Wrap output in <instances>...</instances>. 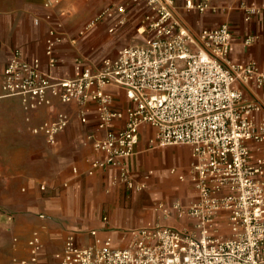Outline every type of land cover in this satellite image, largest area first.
<instances>
[{
  "label": "built area",
  "instance_id": "obj_1",
  "mask_svg": "<svg viewBox=\"0 0 264 264\" xmlns=\"http://www.w3.org/2000/svg\"><path fill=\"white\" fill-rule=\"evenodd\" d=\"M104 10L87 29L117 15L125 17L129 5L146 8L139 34L144 42L121 49L93 68L78 59L76 76L59 79L42 69L39 59L27 60L15 51L0 73V88L7 97H21L27 112L51 106L52 98L63 104L93 102L99 116L102 139L92 141L105 161L94 168L122 166L133 157L144 127L155 130L150 149L170 146L193 148L194 163L189 179L199 193L191 206L177 203L173 210L190 222L182 228L149 226L133 231L125 249L116 248L112 239L103 240L92 232L95 243L88 247L70 236L57 264H264V149L254 159L250 143L264 145V69L257 63L236 65L231 60L233 33L224 24L212 30L192 34L182 28L175 12L179 3L185 11L204 14L212 9V0H127ZM58 1L46 3L50 9ZM264 13V5L247 9V20ZM46 20L53 23V16ZM40 21H36L39 24ZM125 24V18L120 20ZM54 24V23H53ZM56 23L49 31L46 54L50 68L57 64L55 52L66 40ZM253 41V39H251ZM243 87L263 93L261 101L248 98ZM109 88L125 92L131 105L115 108ZM82 124L89 122L86 110L79 113ZM71 124V118L59 114L54 121L34 129L50 145ZM123 169V182L143 192L144 182H135ZM91 174H93L91 172ZM175 174V172H173ZM181 181L187 177L181 175ZM42 190L46 187L42 186ZM165 214L167 207L158 206ZM226 220L230 237L221 235ZM107 220V219H105ZM30 261L11 264H40L43 244L34 234L29 242Z\"/></svg>",
  "mask_w": 264,
  "mask_h": 264
},
{
  "label": "crops",
  "instance_id": "obj_2",
  "mask_svg": "<svg viewBox=\"0 0 264 264\" xmlns=\"http://www.w3.org/2000/svg\"><path fill=\"white\" fill-rule=\"evenodd\" d=\"M51 1L59 3L47 9L46 3ZM127 2L0 0V73L19 51L27 60L39 59L42 69L53 77L72 79L78 59L96 68L121 49L143 43L146 37L139 34V28L149 11L140 6L129 5L125 17L117 15L87 29L104 10ZM263 5L264 0H212V9L200 14L185 11L179 3L175 14L182 28L195 35L229 25L233 33L232 62L257 63L264 69V13L247 20L248 8ZM49 14L54 24L47 22ZM122 18L125 24L120 25ZM57 22L66 40L55 52L56 66L50 68L46 41ZM241 88L248 98L262 100V92ZM108 92L115 98L116 109L131 105L123 90L109 88ZM52 100L51 106L27 112L21 97L4 96L0 88V264H11L15 259L30 261L29 242L34 234L43 244L40 264H57L54 256L70 236L76 237L80 246L88 247L95 243L91 235L95 231L99 238L112 239L116 248L125 249L133 231L149 226L182 228L190 222L179 218L173 206H191L199 200L188 177L194 163L192 147L150 149L156 132L144 127L136 154L122 166L137 183L152 175L145 191L130 189L122 180V166L93 167L107 158L95 149L93 140H88L89 136L94 140L105 136L98 127L95 103L81 106ZM82 110L89 119L86 125L79 119ZM59 114L68 115L71 124L52 146L34 129L54 121ZM249 145L254 159L260 158L264 145ZM181 175L187 180L181 181ZM160 205L169 208L170 214L158 210Z\"/></svg>",
  "mask_w": 264,
  "mask_h": 264
},
{
  "label": "rangeland",
  "instance_id": "obj_3",
  "mask_svg": "<svg viewBox=\"0 0 264 264\" xmlns=\"http://www.w3.org/2000/svg\"><path fill=\"white\" fill-rule=\"evenodd\" d=\"M191 224H193V222H188L186 225H188L189 227H191ZM221 235L223 237H230V229L228 227V223L226 222V220L224 219L221 223Z\"/></svg>",
  "mask_w": 264,
  "mask_h": 264
}]
</instances>
